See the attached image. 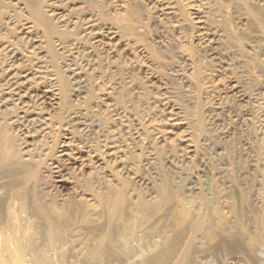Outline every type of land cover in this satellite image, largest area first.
<instances>
[{
    "label": "rangeland",
    "instance_id": "rangeland-1",
    "mask_svg": "<svg viewBox=\"0 0 264 264\" xmlns=\"http://www.w3.org/2000/svg\"><path fill=\"white\" fill-rule=\"evenodd\" d=\"M28 1L51 14L58 12L69 20H75L76 28L65 33L59 28L58 21H50L53 16L47 18L53 26L52 38L59 37L64 46L74 44L80 48L72 51L73 58L78 60L87 56L92 60L94 77L88 74L84 83L87 88L83 89L80 98L74 99L71 94L74 92H70L71 88L63 83V60L68 49L72 50L73 46L68 49L63 46L64 52L58 50L55 44H49L52 38L46 43L41 38L43 34L36 31L40 41L46 43H43L46 53L39 54L36 48H30L37 43L29 40L33 38L34 41L36 35L25 34L26 30L23 29L27 27L24 25L27 19L33 20ZM65 1L0 0V63L5 60V52L8 51L6 46L16 47L17 51L15 48L13 51L17 60L10 68V75L19 73L25 66H31L35 74V77H30L31 84L51 74L57 84L60 83L58 87L64 90L62 102L53 100L50 95V101L46 100L43 104L33 99L25 101L28 107L40 111V117L43 118L41 127L26 122L14 106L0 109V153L16 155L18 163H14L15 170H23L25 166L23 174L18 170L9 174L0 168L2 264H264V239L261 244L256 240L259 234L264 238V219L261 218L263 207L259 205L257 208L249 199V189L246 187L253 185L249 175L245 181L251 185L242 187V196L240 189L234 186L240 183L239 170L248 169V158L262 157L259 144L251 133V122L260 115L259 107H264V0H149L153 3L144 0H73L72 3L76 5L70 13L67 12L70 9L69 2ZM196 12L203 16V25L197 20ZM163 13L168 14L166 16ZM89 16L97 20V27L117 32L115 54L103 53L101 47L90 44L87 38L81 36L82 26L88 22ZM200 26L206 29L205 32L208 31L207 34L201 33ZM88 47L93 48L90 49L91 54L83 51ZM29 53H34V57ZM44 54L45 58L41 59ZM38 62L41 64H37V67L44 65L49 72L42 74L45 69L39 70L34 66ZM1 66L4 68L5 65ZM5 73L0 71V85L3 79H8ZM146 79L150 82L149 92L148 89L142 90L144 86L141 87L145 85ZM43 80L49 83L47 78ZM123 82L131 83L129 90L126 88L127 83ZM120 85L126 92L120 91ZM233 85L245 93L246 100L238 101V97L230 92ZM137 90L140 92L137 93ZM105 93L118 99L119 106L125 109L127 121L134 125L142 124L141 132L146 135L137 143L139 153L133 155L135 159L133 156L126 157L134 168L128 160L123 159L124 163H130L133 171L136 169L141 172L138 162L154 158L158 169L162 173L163 170L166 172L167 161H177L186 156V144H190L188 146L192 153L187 155L190 161L178 164L183 168L190 167L189 162L192 167L201 165L208 173L209 194L191 209L196 214L194 217L203 220L204 227L191 245L186 238H182L184 233L188 235L187 238L191 235L189 228L184 227L186 230L182 229L180 234L183 244H179L169 259L164 257L162 260L160 251L166 243V247L169 246L170 239L176 236L175 232H180L177 224L179 226V217L182 215L180 208L172 212L168 209V201L174 202L172 192L165 204V201L160 202L164 213L160 210L161 214L158 213L159 202L153 201L158 206L152 202L145 204V208L140 207L139 199L141 195L144 197L143 191L128 184L126 178L116 177L119 181L103 179L99 163L91 168L60 171L59 176L66 182L71 180L73 185H66L61 192L53 187L58 174H52L48 162L56 155L60 143L68 137L70 140L66 143L70 149L78 146L82 148L87 144L88 139L77 133L76 126L72 124L73 112L76 109L85 110L88 117H93L102 127H106L108 115L100 105ZM159 101L174 108L177 117L185 123L177 134L173 132L176 136L167 133L166 121H161ZM217 108L224 110L215 114ZM245 113L250 119L243 116ZM235 119L242 120L243 124H234ZM152 133L164 135L159 140H153ZM178 134H188V143L180 140ZM247 142L251 146L248 149L245 148ZM214 146L223 149L217 151ZM28 155L31 158L25 161ZM223 163H227L230 179L236 180L229 193L233 200L228 196L226 198L218 185ZM34 170L35 174H32ZM120 186L125 190L124 203L118 212L117 207H113V201ZM261 193L264 195V189ZM147 199L145 201L151 203ZM36 201L42 204V209L38 211L34 203ZM164 205L166 208L163 209ZM112 210L118 213L110 221L108 214ZM154 214L157 218H164L165 215V220L157 227L164 224L160 229L155 228L157 233L152 231V237L147 234L143 236L140 230L152 224ZM188 223V226L190 223L192 225V221ZM213 225H220V229L217 237H211V240L206 231ZM161 230L162 234H168L169 240L165 234H161ZM120 231L126 233L124 247L127 250L123 247L122 251V244L116 240V233ZM109 235L112 237L108 245L106 237ZM108 246L113 248L112 252L118 258L108 257ZM186 246L191 251L184 256ZM154 255L157 256V262L156 259L154 261Z\"/></svg>",
    "mask_w": 264,
    "mask_h": 264
},
{
    "label": "bare ground",
    "instance_id": "bare-ground-1",
    "mask_svg": "<svg viewBox=\"0 0 264 264\" xmlns=\"http://www.w3.org/2000/svg\"><path fill=\"white\" fill-rule=\"evenodd\" d=\"M60 1L63 2L65 0H63V1L60 0ZM144 1L149 2V3L152 2V1L150 2L149 0H144ZM68 2H69L70 9L68 7L67 9H69V10L67 12L70 13V11L72 10L71 8L75 7L76 3H72L73 0L72 1L68 0ZM28 3H29V11L31 13V15L30 14L29 15L31 16V18L33 20L30 21V19L29 20L27 19V22H25V24H24V25H27V27H24V25H23V27H24L23 29L26 30L25 34L33 33V35H36V33H37L36 31H39L41 34H43L41 38H44L43 40H45L47 43V42H49V39L52 38L51 36H53V30H52L53 26L51 25L50 21H53V20L56 22L58 21V23L60 25L59 28L62 29L61 30L62 32L65 31V33L66 32L69 33L70 30H73L76 28V26H75L76 22H73L75 20H73L72 18L69 20V18H66L65 15H61L58 12L56 14H53L54 12L51 11L53 14L52 15L49 11H45V10L41 9L39 6L37 7V5L35 3H32L30 1H28ZM58 6H60V5H58ZM46 8H47V6H46ZM49 10H51V9H49ZM47 13H50V14H47ZM163 14H165L167 16L168 13H163ZM200 15L201 14L197 13V20L199 21L200 25H203L204 23L201 21V19H203V16H200ZM50 16H53L54 18L49 21L47 18H50ZM64 17H65V19H63ZM89 17L90 18L88 19V22L84 23L82 26L81 36L83 38H87L89 40L90 44L98 45L99 48L101 47L100 50H102L103 53L109 52L108 54H110V53L115 54L117 52L116 44L118 42L117 32L110 31L108 28H103V27L101 28L99 26L97 27L96 22H95L97 20L94 19L93 16H89ZM199 29H200L202 34L203 33L207 34V32H208V31L205 32L206 29H204L203 26H200ZM34 37H35L34 41H32L33 38L31 39L30 37H29L30 38L29 40H31L30 41L31 43H33V42L37 43V45L32 46V47L30 46V48L31 49L36 48V50H38L37 52L39 54L46 53L43 50L44 41H42V40L40 41L41 38L38 37L37 35ZM53 39H54V42H53ZM16 42H17V40H16ZM46 43H44V44H46ZM49 44H53V45L55 44L54 46L56 48L58 47V50H63V49H65L64 47H66L68 49V47L70 48L71 46H73L72 50L68 49V52H66L67 56L63 60L62 70L64 71V74H65V77H63L65 81H63V83L66 84L67 87L71 88L72 91H70V92H74V93H71L74 95L73 96L74 99L80 98V94L83 93V91H84L83 89H85V87H86V84H84L86 81V77H88V74L90 76H91V74L93 75L92 64L90 62L91 59L87 56L86 57L84 56V58H82V59L78 58V60H76V58H73L72 57V54H73L72 51L73 50L77 51L80 48H78L77 45H74V44L64 46V43L62 42V40L59 37H53L52 41L49 42ZM14 48L16 49V47H14ZM14 48L12 46H9V47L6 46V49H8V51L7 50H6L7 52L4 51L5 53H7L5 55V60L3 59V63L2 64L0 63V65H3V64L5 65L4 68L1 66L3 68V69L0 68L1 73L3 72V74H4L5 72H8L7 74L5 73L6 74L5 77L8 76L7 77L8 79H3L2 80L3 83L0 85V109H3V108L5 109L7 107H10V106L13 107L14 106V108H16L18 113L23 116L22 118L25 119L26 122H30V124L33 123V125L35 124L38 127H41L42 126L41 120L43 118L40 117V114H39L40 111L38 112V110H37L38 108L33 109V108H31V106L28 107L25 101H28V100L30 101L33 99L36 101V103L43 104V102H45L46 100L50 101V98H49V95H50L51 97L54 98L53 100L62 102L63 97H64L63 96L64 90L62 91V87L61 88L58 87V84H60V83L57 84L56 78H52L54 75H51V74L45 75L44 77L42 76V77L38 78L37 82L33 81V83L31 84L29 82L31 80L30 77L31 78L35 77V74H33L34 68L31 71V69H32L31 66H25L22 68V70L20 69L21 71L19 73L16 72L17 73L16 74L14 71L13 73H15V74L10 75L12 72L10 68L13 67L15 61L17 60V58H16L17 56L14 53V51H15ZM87 49H89V52H87ZM87 49H85L83 51L91 54L93 48L88 47ZM90 49H92V50H90ZM16 51H17V49H16ZM63 52H64V50H63ZM68 53H70V54L68 55ZM29 54H27V55H29ZM33 54H30V55L33 56ZM43 57L45 58V54L40 58L42 59ZM37 58L40 59L39 57H37ZM80 59H81V61L79 62ZM39 63L40 62L34 64V66L37 67V64H39ZM43 66L38 65L37 68L38 69L39 68L45 69L41 73L46 74L47 72H49L47 70L48 68L46 66H44V67ZM36 73H37V71H36ZM5 77H3V78H5ZM92 77H94V75ZM43 78L44 79L47 78L49 83H47V82H46L47 84L44 83L45 80H43ZM9 81H11L10 84H9ZM124 81H126V80H124ZM123 83L124 84L127 83L126 88L131 87V83H130V85H129V82H123ZM149 83L150 82L149 81L147 82V79H146L145 85L144 84L141 85V87L144 86V88H142V90L146 89V91H147V89L150 88ZM122 85H120L121 86L120 91L123 92ZM127 85H129V86H127ZM117 87H118V85H117ZM123 87L125 90V86H123ZM70 88H69V90H70ZM129 89L130 88H128V90ZM112 91H113V89H112ZM124 92H126V90ZM132 92H134V90H132ZM139 92L137 90V93H139ZM148 92H149V89H148ZM230 92H233L238 97V101H243V100L247 99L245 93H243L242 90H240L237 86L236 87L234 85L231 86ZM126 96H128V95H126ZM114 100H116V99H114L113 96L111 97V95L109 93H105L103 98L100 100V102H101L100 105L102 106V108L104 109V111L108 115V118H107L108 121L107 122L105 121L106 123H108L107 124L108 126L106 125V127L105 126L102 127V125L96 119H93V117L92 118L88 117V115H86V112H84L85 110L76 109L75 112H73L72 124H74L76 126V130H78V132L76 130L75 131L77 133H81L83 138L88 139V140L91 139L93 141L88 142V140H87L86 141L87 144L83 143V144H86V145H84V147L81 146L82 148H80L78 146V148H75V149H70L67 147L69 145L66 142L70 140V138H68V137H67L68 139L66 138L64 140V142L60 143L61 145H59L58 150L55 153L56 155H54L53 158L51 160H49L50 162H48V166L51 169L52 174H55V175L58 174L55 176L53 187H55L56 189L59 190V192H61L60 190L65 189L66 185H70V187H72V185H73L71 180H70V182H66V180H64L62 177L59 176L60 171H62L64 169L65 170L79 169V168L85 169V168H88L90 166L93 167L99 163L98 166L99 165L102 166V168H101V166H100V168H101L103 179L106 178L108 180L112 179L111 181H113V180L119 181V180H117L119 177L126 178V179H128V181H126V182H128V184H130L135 189L138 188V191H139V189L141 192L143 191L142 194L144 193V197L141 195L140 196L141 198L139 199L141 205L139 204L138 206H140V207L143 206L145 208V204H152V202L155 201V203L159 202V204H158L159 206L157 204H155L154 202H153V205L154 204H155V206L157 205L158 206L157 210L162 211L161 210L162 208H160L161 207L160 202L163 203V201H165L164 202V204H165L166 201H168L167 198H169L170 194L173 193L171 196H174V199L172 197V200H174V202L170 203L171 201L170 202L168 201V203L170 205L172 204L171 206L169 205L168 209L172 212L173 210L174 211L177 209L179 210V208H180V214H182V215H181V217H179L180 221L178 220L180 222L179 226L176 223L177 227H179L181 229V230L179 229L180 232H178V233L175 232L176 236H174V238L172 237V239H170V242L168 241L169 242L168 247H166L167 243L165 241V243H166V244L164 243L165 247L163 246V249L160 251L162 253V256H163V258L161 256L162 260L164 259V257H165V259L166 258L169 259V256L174 253V251L178 248L179 244H183V241L185 240L184 238H186L189 241V244L191 242L193 243V240L196 239L198 232L204 227V225H203L204 223L202 222L203 220H201V218H199V217H196V216L194 217V215H196V214H194L195 212L193 213V211L191 209L194 208V206L197 204V202H200V200L202 201L204 196H207V194H209L208 193V190H209L208 173L205 170V168H202L201 165H195L192 167L191 163L189 162L188 164H190V167H188V168L184 167L183 168V166L181 167V164L180 165L178 164V162L184 163V161H187V162L190 161V157L187 156V155L192 153V151L189 150V148H191V147L188 146L190 144H186V146H187L186 148H188L186 150L187 151L186 156L180 157V159L177 161L176 160L172 161V159H171V161H167L168 171L166 170V172H164L165 170H163V173H162L159 170L160 168L158 169L157 164L155 163V161H153L154 158L153 159L148 158L146 161L142 160V161L138 162L139 168H142L141 172H139V170L136 171V169H134L135 171H133L132 168H134V167L128 158L133 156L135 153L138 152L137 143L140 142V140H142L143 137L146 138V135H145V133L143 134V132H141L140 125L142 126V124L134 125V124H130L127 121V119L125 117V109H123V107H120L121 105L118 103V99L116 101H114ZM163 101H159L160 103L158 104L159 106H161V110L159 111L161 113V116H160L162 118L161 121L162 120L166 121L165 124H167L166 126L168 129L167 133H169V134H173V132L176 133L181 127L183 128L185 123L183 122L182 119H179L177 117L178 114L174 110V108L170 107L169 105L168 106L166 105L167 106L166 107L165 106L166 103H163ZM58 104L59 103H57L56 105L61 107V105H58ZM39 106H41V105H39ZM32 107L35 108V106H32ZM261 107H259L260 108V115H258L257 118L251 122V125H252V132L251 133H252V135H254V140H256V142H258V144H259L258 147L260 148L262 157L257 158V157L253 156L252 158H248V160H247L248 161V169L239 170V172H238L239 173L238 178H240V181H239L240 183H238V182L236 183L235 182L236 180H234L233 178L232 179L234 181L230 179L231 175H229V169H227V167H226L227 163H223L222 165H224V168L221 170V173H222L221 176L220 175L218 176L219 177V184L218 185H220V188L222 189V191L225 192L224 193L225 197L227 198V196H228V198L232 199L233 197L231 198L232 195H230L229 193L232 191L231 185H234L236 183L234 186L236 188H238V190L240 189L239 193L242 196V194H243L242 192H244L242 187L244 188V186H246V184L251 185V183H246V181H247L246 179L249 175V180L253 184V185H251L250 188H248L249 187L248 185H247L248 187H246V189H249V190H247L249 192V194H248L249 199H251L252 204L254 206H256L257 208H259L258 207L259 205H260V207H263V211H261V218L264 219V195L261 193V191L264 189V107H262V108ZM223 110H224L223 108H217L216 111H218V112L215 114H218V113L220 114L223 112ZM243 116H248V118H249L248 113L243 114ZM242 122H243L242 120L235 119L233 123L242 125L243 124ZM164 132H165V130L163 131V133ZM225 133L227 134V131H225ZM164 134H161V136H160L158 133H152L151 136L153 137V140H155V139L159 140L161 137H163L162 135H164ZM179 134H182V133L180 132ZM179 134H178V136H179ZM173 135H175V134H173ZM188 136H189L188 134L180 135L179 138H180V140H183L184 143H188V141H189ZM92 142H93V145L91 144ZM249 147H251L250 143L247 142L245 148L248 149ZM222 149H223V147L221 148L219 146H214V150L222 151ZM219 155H220V153L218 154V156ZM26 157H28V159L24 158L25 161H27V160L29 161L31 158L30 155H28ZM126 157H128V158H126ZM135 157H136V155H135ZM132 158H134V156ZM123 159L126 161L128 160L127 162H130L132 166L130 165V163L128 165L126 161H125L126 163H124ZM14 163H18L15 154L6 156V155H3L0 153V168L5 170L6 173H9V174L15 173V172H17V170L21 172L20 174L25 173V170H24L25 166L24 165H23L24 167H22L24 171L21 168L15 170L14 169L15 168ZM136 165H138V164H136ZM130 166L132 168H130ZM31 173L35 174V170ZM116 177H117V179H116ZM250 181H248V182H250ZM126 182L125 183L123 182V183L126 185L127 184ZM124 184H123V186H124ZM121 187L122 186H120V190L115 195L116 198L113 201L114 202L113 207L114 208L117 207L116 208L117 211H118V209H120L121 206H123V203H124L123 197H124V190L125 189L124 188L121 189ZM131 191L133 192L132 189H131ZM236 193H237V191H236ZM143 198H144V200H143ZM145 198L150 199L148 202L151 201V203H147V201H145ZM226 198H225V200H226ZM141 199L146 203H144ZM159 199H160V201H158ZM34 203L36 204V207L38 208V209L36 208L37 211L42 209L41 208L42 204L40 205V203L37 201ZM198 205H199V203H198ZM162 206H163V204H162ZM164 208H166L165 205H164L163 209ZM147 209H148V207H147ZM181 209H182V212H181ZM116 210H112L113 212L108 214V218H109L108 220L112 221L114 216H116L117 213L121 211L120 210V211L116 212ZM157 210H155V211H157ZM165 210H167V209H165ZM160 211L158 213H160ZM158 213H156V214H158ZM160 214H158V215L160 216ZM163 215H161V216H163ZM168 215H172V213L171 214L169 213ZM154 216H155V214H154ZM197 216H199V215H197ZM155 217L152 218V224L149 227L148 226L143 227L145 229L140 228L141 229L140 232H142L143 236H144V234H147L146 236H150L156 232L155 228L160 229L161 226H163L164 223L161 226H159L160 228L157 227L160 224V222L162 223V221L165 220V215H164V218L163 217H161V218L156 217L155 218ZM169 217H168V220H170ZM218 217L220 218V216H218ZM213 218H214V216H213ZM219 218H218V220H219ZM191 221H192V225L190 223V226H188V224H189L188 222H191ZM166 222L168 223L167 220H166ZM184 227L189 228L191 235H189V238H187L188 235L185 236V233H184V237L182 236V238L184 239L183 240V239H181L180 234H181L182 229H185ZM219 227H220V225L219 226L213 225L211 227L209 226V231L207 230L206 232H209L210 238L213 237L215 239L217 237L218 230L220 229ZM154 230H155V232H154ZM177 230H178V228H177ZM152 231H153V233H152ZM116 234H117L116 240L119 242V244H122L121 249L123 251V247L126 245V242H127L126 233L124 231H120ZM161 234H162V230H161ZM163 234L166 235L165 232ZM167 235L165 238H168ZM111 237H112L111 235L106 237L108 239L106 242V243H108V245L111 243V240H109V239H111ZM150 237H152V236H150ZM153 237H155V236L153 235ZM156 237H157V235H156ZM159 237H161V236L159 235ZM180 239L183 240L182 243H181ZM263 239L264 238H262L260 236V234L256 238V240L260 244L263 242ZM168 240H169V238H168ZM211 240H212V238H211ZM186 247L187 248L184 250V253H183L184 256H186L191 251L189 246H186ZM125 248L126 247H124V249ZM108 249H109V256L108 257H110L111 259L118 258V256L112 252L113 248L110 249V247L108 246ZM125 250H127V249H125ZM154 256H156V255H154ZM252 256L253 255H251V258H252ZM158 257H160V256H158ZM152 258H153V256H152ZM155 259L157 262V256H156V258L154 257V261H155ZM118 260H120V259H118ZM167 260H164L163 262H165ZM2 263H3V258H2V255L0 253V264H2Z\"/></svg>",
    "mask_w": 264,
    "mask_h": 264
}]
</instances>
